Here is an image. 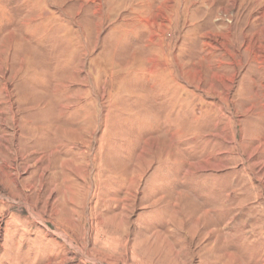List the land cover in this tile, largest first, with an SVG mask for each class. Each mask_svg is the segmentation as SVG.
<instances>
[{
    "label": "rangeland",
    "instance_id": "374dc122",
    "mask_svg": "<svg viewBox=\"0 0 264 264\" xmlns=\"http://www.w3.org/2000/svg\"><path fill=\"white\" fill-rule=\"evenodd\" d=\"M188 1L0 0V264H264V0Z\"/></svg>",
    "mask_w": 264,
    "mask_h": 264
},
{
    "label": "crops",
    "instance_id": "0c3cea01",
    "mask_svg": "<svg viewBox=\"0 0 264 264\" xmlns=\"http://www.w3.org/2000/svg\"><path fill=\"white\" fill-rule=\"evenodd\" d=\"M259 1H261V0H254V2H259ZM242 2H244V0H241V3ZM187 3H189V1L188 0H186V4ZM239 4V6H237L236 7V9H234L235 11H234V16H236L237 17V20H242V21H244V20H248L249 21V19H247L248 17H251V16H249V14L247 13V11H245L244 10V6H243V4ZM240 11H242V12H240ZM256 21H257V24H258V26H257V30H256V38H257V41H258V46L260 47V45L261 46H264V10H263V12L262 13H259L258 14V16H257V18H256ZM238 34H242V33H244V31H246V28H239L238 30ZM245 34V33H244Z\"/></svg>",
    "mask_w": 264,
    "mask_h": 264
}]
</instances>
